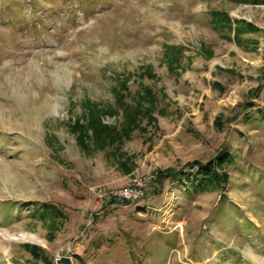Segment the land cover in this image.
<instances>
[{"label": "rangeland", "instance_id": "rangeland-1", "mask_svg": "<svg viewBox=\"0 0 264 264\" xmlns=\"http://www.w3.org/2000/svg\"><path fill=\"white\" fill-rule=\"evenodd\" d=\"M64 255L264 264V0H0V264Z\"/></svg>", "mask_w": 264, "mask_h": 264}, {"label": "trees", "instance_id": "trees-1", "mask_svg": "<svg viewBox=\"0 0 264 264\" xmlns=\"http://www.w3.org/2000/svg\"><path fill=\"white\" fill-rule=\"evenodd\" d=\"M231 160V156L227 154V152H225L220 155L215 161H209L206 164L200 161H195V163L198 164L199 171H197L193 176H188L189 188H192L194 191H201L207 190L209 188L211 189L215 187H220L222 185V182L225 181L226 178L223 174H218L217 166H222L223 164ZM164 173L175 175L180 172L175 169H170L166 172H162L161 174ZM185 177L187 178V175Z\"/></svg>", "mask_w": 264, "mask_h": 264}, {"label": "built area", "instance_id": "built-area-1", "mask_svg": "<svg viewBox=\"0 0 264 264\" xmlns=\"http://www.w3.org/2000/svg\"><path fill=\"white\" fill-rule=\"evenodd\" d=\"M145 181L141 177H135L127 185L113 191V197L117 200L135 201L144 194Z\"/></svg>", "mask_w": 264, "mask_h": 264}, {"label": "water", "instance_id": "water-1", "mask_svg": "<svg viewBox=\"0 0 264 264\" xmlns=\"http://www.w3.org/2000/svg\"><path fill=\"white\" fill-rule=\"evenodd\" d=\"M57 264H71V258L68 255L61 256L56 259Z\"/></svg>", "mask_w": 264, "mask_h": 264}]
</instances>
